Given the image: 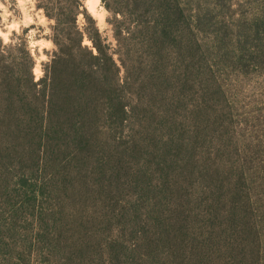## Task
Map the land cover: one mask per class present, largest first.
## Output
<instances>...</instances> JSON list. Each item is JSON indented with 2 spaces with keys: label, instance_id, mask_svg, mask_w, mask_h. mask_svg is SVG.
<instances>
[{
  "label": "trees",
  "instance_id": "obj_1",
  "mask_svg": "<svg viewBox=\"0 0 264 264\" xmlns=\"http://www.w3.org/2000/svg\"><path fill=\"white\" fill-rule=\"evenodd\" d=\"M102 2L0 39V264H264V0Z\"/></svg>",
  "mask_w": 264,
  "mask_h": 264
},
{
  "label": "rangeland",
  "instance_id": "obj_2",
  "mask_svg": "<svg viewBox=\"0 0 264 264\" xmlns=\"http://www.w3.org/2000/svg\"><path fill=\"white\" fill-rule=\"evenodd\" d=\"M35 1L0 0V39L3 43L21 38L26 41L35 63L33 75L38 79L42 75L41 64L48 61L53 45L46 38L51 22L47 20L42 10L35 8ZM83 5L86 12L95 20L100 32L112 40L110 26L107 23L110 13L104 7L102 0H83ZM82 23V17L78 16L79 27ZM83 44L89 45V42L84 39ZM36 65L38 69L34 70ZM241 106L245 112L252 109L253 113H249L250 117L257 116L254 121H250L249 129L255 126L256 131L264 130V83L255 86L253 91L246 92L242 96Z\"/></svg>",
  "mask_w": 264,
  "mask_h": 264
},
{
  "label": "bare ground",
  "instance_id": "obj_3",
  "mask_svg": "<svg viewBox=\"0 0 264 264\" xmlns=\"http://www.w3.org/2000/svg\"><path fill=\"white\" fill-rule=\"evenodd\" d=\"M48 43H50V42L48 41ZM37 69H38V66L36 65L34 70H37Z\"/></svg>",
  "mask_w": 264,
  "mask_h": 264
}]
</instances>
